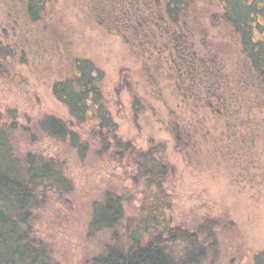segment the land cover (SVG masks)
<instances>
[{
	"label": "rangeland",
	"instance_id": "obj_1",
	"mask_svg": "<svg viewBox=\"0 0 264 264\" xmlns=\"http://www.w3.org/2000/svg\"><path fill=\"white\" fill-rule=\"evenodd\" d=\"M90 1L49 0L42 20L33 23L21 0H0V37L16 51L0 59V125H16L20 153L58 158L73 185L36 212V236L56 264H88L111 241V232L98 231L93 220L95 203L113 195L123 204L117 228L122 245L128 233L148 239L166 222L193 226L226 214L229 225L218 238L215 262L251 264L264 248V103L256 102L252 89L237 86L240 111L229 118L227 112L215 115L177 78L166 38L146 34L128 43L98 23ZM214 10L215 0H193L184 21L196 46L202 50L200 44L207 43L232 70L236 40L212 20ZM78 59L92 61L103 73L104 104L122 139L149 151L147 174H138L130 158L90 151L81 157L68 142L37 128L48 115L73 124L52 86L77 72ZM175 125L193 133L192 148L176 149Z\"/></svg>",
	"mask_w": 264,
	"mask_h": 264
},
{
	"label": "trees",
	"instance_id": "obj_2",
	"mask_svg": "<svg viewBox=\"0 0 264 264\" xmlns=\"http://www.w3.org/2000/svg\"><path fill=\"white\" fill-rule=\"evenodd\" d=\"M21 1L27 18L40 22L49 0ZM90 2L98 23L128 43L146 34L155 40L166 38L177 78L186 80L181 84L189 94L202 97L215 115L227 112L225 116L229 114V118L240 111L237 86L252 89L256 102L264 103V0H215L212 20L229 28L236 40L232 70H227L225 60L214 48L202 42L200 50L192 40L185 21L193 9V0ZM15 52L0 37V59L14 56ZM75 67L77 72L56 81L52 91L67 107L78 129L53 115L42 118L37 128L48 138L68 142L81 157L90 151L112 160L130 158L138 174H147L149 151L136 149L122 139L118 124L104 104L103 73L88 59H78ZM1 115L0 112V124ZM84 125L88 128L83 129ZM183 128H172L178 151H186L193 142V133ZM15 131V124L8 128L0 125V264H56L50 248L36 236L34 221L36 212L51 201V195L63 197L72 190V181L58 158L32 151L20 153ZM155 212L161 213V209ZM93 215L100 225L98 231L111 232V241L88 264H216L218 238L229 225L226 214L193 226H171L166 222L157 236L143 239L137 233H128L129 239L122 245L117 232L123 220L120 198L106 195L95 203ZM153 227L158 229L156 224ZM250 260L251 264H264V248Z\"/></svg>",
	"mask_w": 264,
	"mask_h": 264
}]
</instances>
